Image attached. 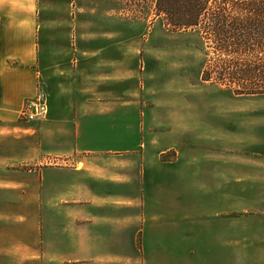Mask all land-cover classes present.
Wrapping results in <instances>:
<instances>
[{"label":"crops","instance_id":"crops-1","mask_svg":"<svg viewBox=\"0 0 264 264\" xmlns=\"http://www.w3.org/2000/svg\"><path fill=\"white\" fill-rule=\"evenodd\" d=\"M41 16L0 0V264H244L236 188L172 185L154 153L133 35ZM40 91L46 119L21 123Z\"/></svg>","mask_w":264,"mask_h":264},{"label":"rangeland","instance_id":"rangeland-1","mask_svg":"<svg viewBox=\"0 0 264 264\" xmlns=\"http://www.w3.org/2000/svg\"><path fill=\"white\" fill-rule=\"evenodd\" d=\"M241 1L211 0L201 27ZM38 2L45 27L133 35L141 48L144 122L154 153L163 151L161 159L180 172L172 185L221 193L235 187L236 210L222 215L235 216L238 231L247 228L255 240L242 243L244 264H264V94L237 89L228 75L234 61L215 51V39L201 28H173L156 0Z\"/></svg>","mask_w":264,"mask_h":264},{"label":"trees","instance_id":"trees-1","mask_svg":"<svg viewBox=\"0 0 264 264\" xmlns=\"http://www.w3.org/2000/svg\"><path fill=\"white\" fill-rule=\"evenodd\" d=\"M210 1L156 0V11L164 14L173 28L204 29L215 39V51L234 61L229 63L228 75L237 89L264 94V0H243L232 9H218L202 28L199 18L208 11Z\"/></svg>","mask_w":264,"mask_h":264},{"label":"built area","instance_id":"built-area-1","mask_svg":"<svg viewBox=\"0 0 264 264\" xmlns=\"http://www.w3.org/2000/svg\"><path fill=\"white\" fill-rule=\"evenodd\" d=\"M43 95L38 94L24 104L19 113V121L23 123H37L46 119L48 105L45 95Z\"/></svg>","mask_w":264,"mask_h":264}]
</instances>
